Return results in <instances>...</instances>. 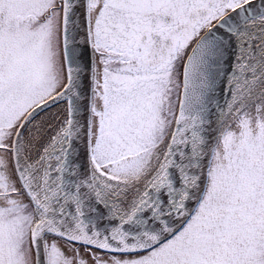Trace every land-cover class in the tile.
<instances>
[{
    "label": "snow or ice",
    "instance_id": "obj_1",
    "mask_svg": "<svg viewBox=\"0 0 264 264\" xmlns=\"http://www.w3.org/2000/svg\"><path fill=\"white\" fill-rule=\"evenodd\" d=\"M0 264H264V0H0Z\"/></svg>",
    "mask_w": 264,
    "mask_h": 264
}]
</instances>
